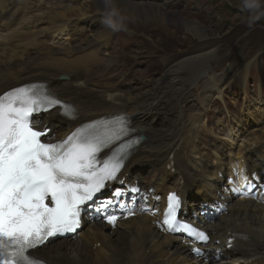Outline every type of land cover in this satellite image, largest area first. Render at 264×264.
Masks as SVG:
<instances>
[{
	"label": "bare ground",
	"instance_id": "1",
	"mask_svg": "<svg viewBox=\"0 0 264 264\" xmlns=\"http://www.w3.org/2000/svg\"><path fill=\"white\" fill-rule=\"evenodd\" d=\"M240 1L250 9L263 11L264 0ZM22 3L23 0H2L0 20L12 19V9ZM91 3L95 6V12H105L116 7L129 16L145 21L168 22L174 19L185 27L187 32L201 40L199 39L191 50L181 52L178 58L170 55L172 60L166 59L167 66L163 73L155 78L156 81L145 92L140 93H133L130 89L120 90L118 88H122L123 85L113 83V77L107 79L101 77V72L112 69L115 63L113 58H97L93 52H89L76 60L61 62L59 64L61 71L69 74V80L64 83H51L50 86L73 103L77 116L67 121L58 115L57 110H52L40 119L41 125L51 126L48 137L61 138L84 119L97 117L101 113L126 112L135 124L136 134L145 137L127 161L125 169L128 179H144L146 184H153L156 190L159 184L170 183L173 187H178L184 197L188 181L191 180L193 186L189 188L193 199L214 200L213 206L209 207L216 208L218 215L214 222L206 224L211 232L212 243L209 247L219 249L220 255L218 259L215 254L210 255L209 263L191 257L179 239L163 234L155 227L150 217L143 215L120 223L115 230H110L100 223L89 224L78 238L61 240L53 246H44L40 255L54 264H245L249 252L255 256L256 262L253 264H264V207L252 201L236 198H226L228 203H224L218 195L222 183L217 174V167L220 164L224 165L226 170L228 164L225 159L231 163L241 155H244L248 163L261 165V162L253 157L261 152L262 145L255 149L250 147L264 143V129L249 130L252 127L250 118L256 114L264 117V110L256 105L254 108H247L246 117L243 115L238 117L235 122L243 129V140L246 141L248 148L240 147L236 152L224 157L218 156V151L207 155L204 151L206 146L200 141L198 131V122L203 115L201 108L209 105L212 98L221 97L223 88L220 85L224 84L225 76L229 74V69L219 73L216 72L217 67L213 68L214 70L211 67L220 60L219 53L225 52L224 47L216 46L219 38H209V41H206L209 33L205 27L198 22L173 18L168 4L162 0H93ZM69 9L78 18L91 13L85 3L78 8ZM4 11H7L6 15ZM29 13L32 14L30 9H24L17 20L33 23L34 19L26 16ZM94 20L97 24L94 39L98 41L108 31L101 28V17L98 14L94 15ZM0 37L4 40L2 43H8L7 33L0 32ZM22 40L23 45H31L34 42L33 37L27 39L23 37ZM223 43L227 41L224 40ZM12 46L13 50L19 49V44ZM5 56L3 52L0 53V93L9 89L12 83L22 79L25 74H29L32 79L39 77L48 79L46 75L48 71L42 66H36L29 58L24 60L20 58L17 64H11ZM40 70L43 73L39 75ZM200 76L201 90L195 93L198 103L185 105L187 100L185 96L175 105L179 114L172 115L174 107L171 106L170 95L163 85L168 83L166 86L170 87L171 91H179L184 88L186 80L195 83ZM244 76L245 72H241L235 80L243 79ZM1 85L6 86V89L1 88ZM217 112L223 115L220 120L230 123L227 121L228 112L224 113L220 109ZM163 120L167 122L164 123ZM233 129L234 126L228 129V146H231V140L237 139ZM174 142L178 146L174 154L177 170L172 175L167 172L164 164L165 156L169 152L167 147ZM211 159L217 164L215 171L212 169ZM142 168L147 169L146 175L140 172ZM226 174L227 172H224V175ZM238 235L245 236V242L227 249V238Z\"/></svg>",
	"mask_w": 264,
	"mask_h": 264
},
{
	"label": "snow or ice",
	"instance_id": "2",
	"mask_svg": "<svg viewBox=\"0 0 264 264\" xmlns=\"http://www.w3.org/2000/svg\"><path fill=\"white\" fill-rule=\"evenodd\" d=\"M15 91L22 95L7 104L0 98V264H43L31 250L49 237L75 231L82 207L106 187L105 181L116 178L119 164L93 171L92 163L98 145L111 138L115 130L104 140L93 132H84L67 150L43 143L45 133L31 124V118L38 111H47L45 104L61 102L38 89ZM17 101L19 107L15 106ZM118 131L122 134L127 129ZM179 203L174 194L170 195L164 223L173 231L190 232L206 242L207 235L192 226L177 227L175 211ZM108 220L114 222L116 217ZM193 251L200 253L201 249Z\"/></svg>",
	"mask_w": 264,
	"mask_h": 264
},
{
	"label": "rangeland",
	"instance_id": "3",
	"mask_svg": "<svg viewBox=\"0 0 264 264\" xmlns=\"http://www.w3.org/2000/svg\"><path fill=\"white\" fill-rule=\"evenodd\" d=\"M204 1L210 6V11L208 13H202V15L197 13H172L174 14L173 18L198 22L201 26L205 27L209 33V36H207L208 40L206 41H209V38H219L217 45L224 47L225 52L219 53L220 60L212 66L213 68L217 67V71L219 72H223L225 69H230L228 72L229 75L227 74L228 76L226 75L224 80L227 81L234 72L246 68L247 59L249 57L255 55L254 58H256L258 55L264 53V4L262 5L263 11L258 12L250 9L240 0ZM200 7L204 8L205 5H200ZM112 10L115 12L118 11L115 8H112ZM117 13L120 14V12ZM137 19L142 20L140 18ZM175 22L174 19L168 22H162L160 20H142L139 22L137 20L136 23L139 26L131 27L139 30L138 35L143 38V45L140 49L142 51L139 58L140 63L136 69H139L148 75L144 77L145 85L143 84L142 87L136 85L138 91L147 90L150 86L146 81L151 79L150 82H155V78L157 77H154L153 74L160 71V66L157 62L160 56L154 53L155 57L153 59L150 58V53L149 55L146 53L148 50L153 49L152 42H154L162 51L177 53L176 57H178L181 56L179 52L187 50L191 44H197L199 41V37L187 32L185 27ZM224 40H226L227 43H223ZM238 45L244 46L241 48L236 47ZM254 65L255 62L252 67H254ZM255 67L257 69H264V62L258 63ZM162 73L163 72L159 73V76ZM184 83V88L180 92L175 91V94L181 93V96H183L188 93L189 90L193 89V85L190 84L192 82L186 80ZM166 84L168 85V83ZM247 86L251 91L250 93H252L250 81H248ZM239 89L240 90L232 88L233 91L244 94L243 89ZM223 101L225 102V104L222 102V105L224 106L227 104L228 98L223 97Z\"/></svg>",
	"mask_w": 264,
	"mask_h": 264
},
{
	"label": "clouds",
	"instance_id": "4",
	"mask_svg": "<svg viewBox=\"0 0 264 264\" xmlns=\"http://www.w3.org/2000/svg\"><path fill=\"white\" fill-rule=\"evenodd\" d=\"M105 23L111 24V20H106Z\"/></svg>",
	"mask_w": 264,
	"mask_h": 264
}]
</instances>
